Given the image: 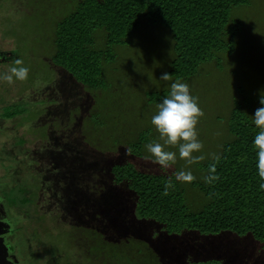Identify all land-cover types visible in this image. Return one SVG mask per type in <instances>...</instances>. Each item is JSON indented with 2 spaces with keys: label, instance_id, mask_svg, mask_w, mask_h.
<instances>
[{
  "label": "rangeland",
  "instance_id": "rangeland-1",
  "mask_svg": "<svg viewBox=\"0 0 264 264\" xmlns=\"http://www.w3.org/2000/svg\"><path fill=\"white\" fill-rule=\"evenodd\" d=\"M77 1L0 0V48L7 56L0 59V74L18 67V59L29 69L25 80H0V105L25 109L7 123L15 125L9 143L16 150L0 156V180L13 183L6 191L11 205L27 208L17 213L28 216L19 225L28 238L26 252L39 264L70 258L82 264H264V248L249 233H168L156 219L139 216L135 193L126 180L114 183L110 172L113 164L128 162L150 173L175 178L190 170L194 181L204 179L202 164L233 139L234 105L251 117L264 95V0L233 8L241 29L232 53L217 54L180 79L203 111L196 126L203 147L193 153L201 158L189 164L177 146H165L177 158L164 169L139 140L146 133L148 142L163 144L151 124L159 102L151 98L167 95L176 80L159 78L172 56L167 31L143 24L126 44L108 46L106 31L96 29L94 48L109 51L115 61L104 69V87L92 89L52 60L55 26ZM7 140L0 138L2 145ZM178 182L190 211L210 202L192 181ZM7 229L0 214V264H8L1 237Z\"/></svg>",
  "mask_w": 264,
  "mask_h": 264
},
{
  "label": "trees",
  "instance_id": "trees-1",
  "mask_svg": "<svg viewBox=\"0 0 264 264\" xmlns=\"http://www.w3.org/2000/svg\"><path fill=\"white\" fill-rule=\"evenodd\" d=\"M248 0H78L73 10L60 19L52 39V60L75 80L92 89L104 87V69L115 56L94 48V31H106L108 46L127 43L130 35L143 24L165 29L171 42L172 56L168 73L171 78L193 76L201 63L217 54L232 53L240 21L232 18L236 6ZM163 95L152 96L160 102ZM258 107L259 100L257 101ZM25 109L9 107L15 116ZM233 139L225 143L219 159L202 164L206 175L215 165L218 179L211 183L192 181L210 198L201 210L192 212L184 200V189L173 177L150 173L128 162L116 163L110 172L114 183L127 181L135 193V211L141 217L156 219L168 233L184 229L216 234L233 231L251 234L264 248V188L255 167L252 140L259 129L252 116L234 105L229 123ZM142 136V135H141ZM148 143L146 133L139 144ZM169 183L165 194V185Z\"/></svg>",
  "mask_w": 264,
  "mask_h": 264
},
{
  "label": "clouds",
  "instance_id": "clouds-1",
  "mask_svg": "<svg viewBox=\"0 0 264 264\" xmlns=\"http://www.w3.org/2000/svg\"><path fill=\"white\" fill-rule=\"evenodd\" d=\"M16 65L10 68L7 73L0 74V80L9 84L17 80H25L28 77L29 69L23 66L22 61L16 60ZM160 79L168 81L171 79L168 72L161 73ZM259 107L252 114V124L259 131L256 132L252 145L255 150V167L257 175L264 181V95L259 96ZM157 111L151 117V124L159 133L163 144L159 142H148L145 148L151 154L150 158L159 164L162 169L174 163L177 154L173 151L165 150V146L172 145L178 147L179 157L186 160V163H193L200 159L193 153L199 152L203 147L198 139L197 123L203 115L198 99L190 91V86L180 79L172 81L167 95L157 104ZM219 159V157H216ZM210 175L204 177L206 183H211L218 179L215 173V165L209 169ZM175 178L181 182H191L195 179L190 170H181L175 174ZM264 188V183H261ZM169 183L165 185V194Z\"/></svg>",
  "mask_w": 264,
  "mask_h": 264
},
{
  "label": "flooded vegetation",
  "instance_id": "flooded-vegetation-1",
  "mask_svg": "<svg viewBox=\"0 0 264 264\" xmlns=\"http://www.w3.org/2000/svg\"><path fill=\"white\" fill-rule=\"evenodd\" d=\"M10 51H13V49H11ZM7 56L4 54V51L0 48V59H6ZM8 106H12L10 105H0V138L2 136L7 137V142H10V137L12 129L14 128V124H12L14 122V118L17 116H8L6 114L7 108ZM20 115V114H19ZM12 120L11 125L13 126H8L7 123ZM6 127H8V130L6 129ZM6 143V141H5ZM8 145V148L6 149V146ZM5 147V149H4ZM14 150V152H13ZM16 147L12 144H4L2 145L1 141H0V156H3L4 151L6 154L5 157L9 158L12 153H15ZM18 183V182H15ZM14 183V184H15ZM13 183H8L7 181H1L0 180V214L2 215V217L4 216L7 220H8V229L7 232H5V234H2V241L4 245H7V253L5 254L6 259L8 264H39L36 260H33V257L30 256L27 252H26V244H27V237L23 234V231L20 230L19 225H21V227L23 226V224H25V219L28 217L27 215H25L23 218L20 217L18 213L19 208H26V206H17V205H11L10 200L6 197V191L8 190V187L12 186ZM24 202V201H23ZM27 209V208H26ZM25 209V210H26ZM6 252V251H5ZM27 253V254H26ZM101 259L103 258V255L99 256ZM100 259V260H101ZM53 261V260H52ZM94 260L90 259V264L91 262ZM98 262V261H97ZM96 262V263H97ZM82 264L81 262H79L78 260H75L73 258H70L69 260H67L66 262H63V264ZM93 263L92 264H96ZM100 262H98L97 264H99ZM107 264H112V260H110V262L108 261Z\"/></svg>",
  "mask_w": 264,
  "mask_h": 264
}]
</instances>
